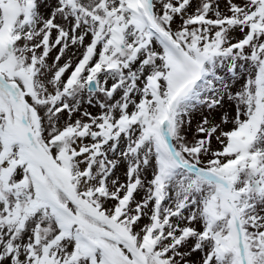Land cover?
<instances>
[{
    "label": "snow or ice",
    "instance_id": "6c2138e0",
    "mask_svg": "<svg viewBox=\"0 0 264 264\" xmlns=\"http://www.w3.org/2000/svg\"><path fill=\"white\" fill-rule=\"evenodd\" d=\"M0 264H264V0H0Z\"/></svg>",
    "mask_w": 264,
    "mask_h": 264
}]
</instances>
